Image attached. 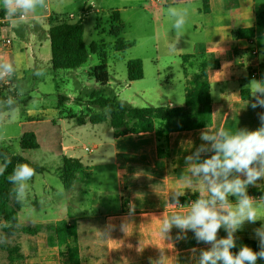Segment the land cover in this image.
<instances>
[{
  "label": "crops",
  "instance_id": "crops-1",
  "mask_svg": "<svg viewBox=\"0 0 264 264\" xmlns=\"http://www.w3.org/2000/svg\"><path fill=\"white\" fill-rule=\"evenodd\" d=\"M94 2L95 0H46L45 9L28 14L21 20L15 16L8 17L0 0V61L11 62L16 69L12 78L7 81L9 84H5L3 78L0 79V85H11L13 89H17L19 81L25 79V73L39 66L38 62L43 58L41 49L46 44L50 45L48 37L50 19L57 16L62 18L60 14L65 6L75 8L83 6L77 20L84 11L87 17L88 12L94 7ZM170 6L187 7L190 14L200 16V21H195L193 28L195 32L204 34L206 41L195 42L191 53L183 54L179 51L178 55L184 56L182 58L184 61H188V56H200L203 57L201 62L207 63V70L210 73L212 119L210 126L204 129L214 133L223 128L232 134H235L238 128L257 129L260 126L258 113L264 112V108L251 107L254 97L251 96L248 85L253 78L261 80L264 71V58L261 53L264 46L262 47L258 39L260 35L264 36L263 32L260 34V15L264 12V0H209L207 10L203 9L202 0H167L152 8L156 12L151 18L154 22L156 48L160 38L168 37L172 19L166 10ZM71 16L75 22L76 15L72 13L68 18ZM239 29H254V37L234 38L233 32ZM7 39L12 40L10 47L4 45ZM37 43L41 49L37 48ZM31 45L34 46L33 49ZM28 48L34 53L33 60L26 54ZM45 60L50 62L51 53L47 54ZM162 60L164 59L159 58L155 62L159 65ZM167 69L171 70V67L168 66ZM252 74H256V77H252ZM243 90L250 99L243 98ZM184 102L185 94L183 104L180 106H183ZM167 106L176 107L171 100ZM7 111L0 107V117ZM57 112L61 115L58 116V123L54 117L47 119L52 125L69 123L72 120L64 116L61 109H57ZM35 114L34 111H29L25 119L31 122L36 119ZM39 114L46 113L42 111ZM97 125L99 124L94 126ZM204 129L167 134L162 125L157 124L154 133L140 137L119 136L117 130L111 127L91 130L98 141L90 153L95 150L99 153L97 159L99 157L102 159L108 151L110 152V161L116 169L115 181L118 186L114 192H101L103 196L112 194L115 196L109 210L103 211L99 216L77 217L79 225L75 227L81 264H158L161 252L164 255L161 264H197L199 251L193 253L191 250L207 249L210 245L197 243L192 231L187 232L186 239L176 240L180 230L175 227L170 233L172 239H168L162 234L161 227L163 214L164 217H168L173 213L189 211V207L178 208L171 204L174 191L185 192L179 200L183 198L192 200L191 198L208 195L202 184L189 186L180 181L183 172L185 175L188 174L185 169V157L193 154L204 143L200 139V133ZM103 133L107 136L106 140L98 137ZM61 140L57 156L59 165L53 170L56 175L59 176L58 168L62 157L78 159L86 169L91 167L92 163H88L89 160L85 162L80 155V151H86L85 146L66 145L63 139ZM101 152L103 154H100ZM206 155L210 156L212 153ZM119 174H123L120 179ZM47 189L51 187L46 186ZM247 191L250 196L264 193V179L259 180L257 186H249ZM229 199L235 203V197ZM123 202L126 205L124 210ZM256 202L262 205V209H258V218L261 220L254 224L245 222L242 230L235 233L236 238L256 240L253 229L264 224V200ZM130 209H134L131 214ZM67 219L72 223L69 217ZM122 223L128 225L126 231L121 229ZM226 235V231L221 228L218 238ZM49 250L50 254L54 255L53 259L59 256L57 247L49 246Z\"/></svg>",
  "mask_w": 264,
  "mask_h": 264
},
{
  "label": "rangeland",
  "instance_id": "rangeland-1",
  "mask_svg": "<svg viewBox=\"0 0 264 264\" xmlns=\"http://www.w3.org/2000/svg\"><path fill=\"white\" fill-rule=\"evenodd\" d=\"M153 1L95 0L94 7L84 20V42L87 46L95 43L98 52L92 54L86 64L75 70L53 71L50 62L45 60L47 54L51 53L50 45L46 44L41 49L37 43V48L41 49L43 55L42 61L38 62L39 66L25 73L26 77L19 81L17 89H13L11 85H4L7 92H16L14 98L17 100V111L15 114L7 111L0 117V144L13 154H22L20 137L25 132H34L40 149L25 151L22 155L29 162L48 170L44 173H36L28 181L30 185L28 202L18 211L19 230L44 223L70 221L67 217L74 226H78L77 217L99 216L103 211L109 210L110 204H113L115 198L113 194L102 195L105 191H116L118 186L115 181L116 169L110 161L111 154L108 151L104 158L97 159L98 152L94 150L90 153L98 141L91 130L110 126L108 123H100L97 126L90 123L83 126L77 124L78 118L88 120L90 116L107 113L106 109L93 103L94 97H98L97 92L103 88L94 76L95 67L101 65L98 53L104 54L106 58L104 70L109 74L110 79L108 87L103 89H111L120 101L136 108L166 107L169 100L176 107L183 104L188 82L201 71L203 57L188 56V61H184L182 59L184 56L180 57L178 52L191 53L195 42L206 41L204 34L195 32L193 28V23L200 21V16L192 13L189 15L184 34L179 39L175 37V31L171 30L170 26L167 39L160 38L156 48L154 22L151 19L156 15L152 9ZM159 1L162 4L167 0ZM82 8L83 6L80 8L65 6L60 15L68 18L73 13L76 15V21ZM115 10L120 12V23L123 25L120 36L130 45L127 50L121 52L114 48L117 38L108 33L110 15ZM97 17L100 18L98 31L95 29ZM29 22L33 23L31 20ZM260 24L261 34L264 33V18H260ZM258 39L263 47L264 36L260 35ZM173 40H177L174 50L169 46ZM30 47L33 49L34 46ZM31 48L27 49L26 54L33 60L34 53ZM261 53L264 54V50ZM159 58L164 60L157 65L155 61ZM134 59H142L144 77L130 82L127 76V62ZM168 66L171 70L167 69ZM40 69L44 70V74L35 75L34 73ZM260 79L264 80V71ZM101 96L107 97L108 93H103ZM57 109H61L63 115L72 120L69 123L52 125L47 119L54 117L58 123V116L61 115L58 114ZM29 111L36 113V119L31 122L25 119ZM42 111L46 114H39ZM68 132L73 134L70 135ZM98 137L102 140L107 139L104 133L99 134ZM61 139L66 145L77 144L80 147H87L90 151H80V155L85 162L89 160L88 163L93 164L85 170V174L80 177L72 191L64 188L59 176L53 171L59 165L57 156ZM122 175L119 174V179ZM46 186H50L51 189L46 190ZM258 209H262V205H259ZM0 232L8 234L7 243H0V264H59L60 256L53 259L54 255L50 254L46 233L30 236L21 231H6L4 225H0ZM13 246L20 248L19 254L24 256V259L16 258L17 256L14 255V262L11 263L7 247Z\"/></svg>",
  "mask_w": 264,
  "mask_h": 264
},
{
  "label": "clouds",
  "instance_id": "clouds-1",
  "mask_svg": "<svg viewBox=\"0 0 264 264\" xmlns=\"http://www.w3.org/2000/svg\"><path fill=\"white\" fill-rule=\"evenodd\" d=\"M3 8L8 17L26 16L36 13L47 7L46 0H2ZM167 15L172 19L171 30L179 38L184 34L190 11L187 7H168ZM177 40L170 42V48L176 49ZM264 58V54H262ZM16 69L8 61H0V79L11 78ZM37 76L44 74V70H37ZM248 88L254 97L251 107L264 108V80L252 79ZM17 100L8 96L0 101V107L6 108L8 113L15 114ZM260 126L255 130L238 128L235 134L221 128L211 133L204 129L200 133L202 143L196 151L185 157L187 175L180 176L181 183L185 185L202 184L208 195H201L193 200L186 213H173L162 220L161 232L168 239L173 227L180 231L176 240L187 238V232L192 231L197 243L210 245L207 249L199 251L197 264H257L264 259V224L253 229L254 238L258 241L259 251L243 245L238 252H233L236 247L235 233L242 230L245 222L255 223L258 220V207L254 197L248 194L249 186H257L259 180L264 179V112L258 113ZM207 153L212 155L207 156ZM204 156L205 158L201 159ZM11 161L5 158L0 164V175H3ZM35 169L27 163H19L7 177L14 187L12 193L17 203L27 204L30 185L28 181L35 175ZM185 192L174 191L172 205H180L179 198ZM229 197H235V203ZM264 200V197L261 198ZM134 209H130V214ZM6 223L4 227H11ZM121 229L126 231L128 225L121 224ZM223 228L227 235L218 238L219 230ZM8 234L0 232V243H7ZM164 258L161 252V264Z\"/></svg>",
  "mask_w": 264,
  "mask_h": 264
},
{
  "label": "trees",
  "instance_id": "trees-1",
  "mask_svg": "<svg viewBox=\"0 0 264 264\" xmlns=\"http://www.w3.org/2000/svg\"><path fill=\"white\" fill-rule=\"evenodd\" d=\"M203 1V9L207 10L208 1ZM264 18V12L260 15ZM86 12H82L80 18L73 22L70 18L54 17L50 19L48 37L51 46V68L57 70H75L86 64L92 54H96L97 46L91 43L87 46L84 42V20ZM110 24L108 33L117 38L114 48L121 52L127 50L130 45L121 38L123 25L120 23V12L115 10L110 15ZM100 18L96 20V30L100 29ZM254 29H239L233 32L236 39H251L254 37ZM101 65L94 69V76L103 88L108 87L109 74L104 70L106 68V58L104 54L98 53ZM127 76L130 82L140 80L144 77L143 62L140 59H134L127 62ZM102 88V89H103ZM97 92V98L94 97L93 103L100 108L106 109V114H96L90 116L88 120L78 118L77 123L92 125L108 123V125L117 130L119 136H143L154 133L157 130V124H161L167 134L195 131L204 129L211 124L212 119V99L210 92V73L207 70V63L203 62L201 71L189 80L185 91V102L179 107H145L136 108L130 106L118 99L111 89H103ZM108 93V96H101ZM242 91L245 100L250 99ZM16 92H7L4 85H0V101H4L8 96H15ZM60 101H62L59 98ZM17 107V105H15ZM22 154L25 151H37L40 149L37 135L34 132H25L19 140ZM22 154H13L9 149L0 144V161L4 162L5 158L11 162L8 164L6 171L0 175V225L11 224L6 231L18 232L30 236H36L40 233H46L50 247H57L59 250L60 264H81L79 241L76 227L70 221H59L56 223H44L36 225L33 228L23 227L20 230L18 211L22 205L17 203L12 193L13 185L8 182L7 177L13 172L19 163H27L35 169V173H44L48 170L40 165L33 164L25 159ZM205 157H201L203 159ZM85 166L78 159L62 157L61 165L58 168L59 178L67 191H71L76 186L80 177L85 174ZM195 200L197 198H191ZM188 200L180 199V202ZM13 201V202H12ZM12 202V206H11ZM123 202V210L125 209ZM127 211V210H125ZM247 245L254 251H259L258 241L250 239H236V247L232 251L238 252L240 247ZM9 260L14 262L16 258L24 259L20 255L18 246L7 247ZM257 264H264V259L257 261Z\"/></svg>",
  "mask_w": 264,
  "mask_h": 264
},
{
  "label": "built area",
  "instance_id": "built-area-1",
  "mask_svg": "<svg viewBox=\"0 0 264 264\" xmlns=\"http://www.w3.org/2000/svg\"><path fill=\"white\" fill-rule=\"evenodd\" d=\"M153 6L155 7V6H157V5H159L160 4V1L159 0H154L153 2ZM15 17H17V18H19V19H21V20H23V19H25V16H19V15H17V16H15ZM71 18H73V16H71ZM4 22V21H3ZM1 23V22H0ZM11 44H12V40L11 39H7V40H5V43H4V45L6 46V47H10L11 46ZM252 77H256V74H252ZM12 78V77H11ZM8 79H10L9 77H5V84H9L8 82ZM8 81V82H7ZM85 150L88 152V151H90L87 147L85 148ZM92 151V150H91ZM252 197H254L255 198V200L256 201H261L262 199V197H264V193H257V194H253V195H251ZM193 200H186V201H184V202H180V205H182V206H177L178 208H186V207H189L190 206V204H191V202H192Z\"/></svg>",
  "mask_w": 264,
  "mask_h": 264
}]
</instances>
